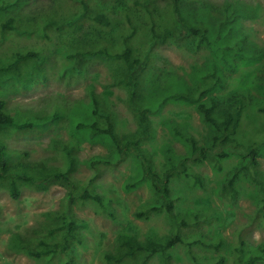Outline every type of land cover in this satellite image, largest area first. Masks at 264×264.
<instances>
[{"label":"rangeland","instance_id":"obj_1","mask_svg":"<svg viewBox=\"0 0 264 264\" xmlns=\"http://www.w3.org/2000/svg\"><path fill=\"white\" fill-rule=\"evenodd\" d=\"M31 1L46 14L49 8L59 14H68L73 6L81 7L77 0L75 5L70 0ZM157 2L155 18L162 22L160 30L177 31L179 39L174 37L166 44L151 48L146 36L150 21L145 19L142 26L146 30L135 42L144 55L152 49L150 72L156 76V94L150 102L151 136L144 142L143 150L152 160L159 177L157 182L161 180L163 185L167 178L171 180V199L165 205L174 208L172 220L165 212L147 221L137 219L135 213L140 209L163 202L156 200L140 162L132 156L120 161L111 140L105 136L91 137L77 128L79 123L94 121L104 125V120L97 116L100 111L112 116L120 137L136 132L137 109L129 93L115 85L120 65L91 61L86 64L84 74L72 77L65 72L70 64L62 56L68 50L64 47L72 36L70 28H47L51 40L16 34L3 39L0 30V60L30 49L43 50L49 58L45 68L47 79L43 83L29 92H21L16 86L0 91V99L8 101L15 118L22 122H42L44 126L24 132L8 130L1 134L0 142L19 154L16 161L24 160L30 165L29 173L37 175L38 168L40 179L49 171L64 175L68 163L63 148H69L76 159L71 176L78 186L77 191L85 188L103 199V206L92 201H78L72 207L73 218L81 223L77 234L80 240L70 250L76 264H105L104 254L116 249L117 239L123 233H132L139 242H144L148 236L162 239L175 232L188 243L223 241L224 247L219 254L201 249H195V253L206 260L224 256L227 264H238L236 250L242 242L251 250L264 247V114L259 112V108H264V0H188L182 12L184 24H204L209 28L210 42L201 44L197 39L184 37L182 23L173 26V21L178 22V19L168 12L166 0ZM36 8L33 9L36 11ZM225 8L236 12L227 17ZM226 20L234 27V32L224 41L218 39L215 22ZM238 38L244 41L235 48ZM214 70L222 77L223 87L215 90L213 96L227 99L238 93L245 95L249 105L237 144L219 150V156L225 154L226 157L217 160V164L199 165L193 160L191 147L175 129L204 145L209 134L208 125L194 105L161 101L169 94L201 87ZM56 114L60 115L59 119L52 120ZM251 145L260 147L258 165L250 171L242 170L236 183L239 194L234 199L222 188L242 165L248 164L244 161L248 153L243 147ZM102 160L109 164L105 166ZM194 176L200 182H195ZM252 177L259 184L254 183ZM20 192L15 199L0 186V264H65L68 260L65 255L51 260H33L18 251L15 242L20 236H29L42 224H58L55 217L58 211H63L67 189L55 183L44 190L23 186ZM181 222H186L187 227H181ZM171 254L174 264H194L182 245L172 249ZM149 264L161 263L157 257H151Z\"/></svg>","mask_w":264,"mask_h":264},{"label":"trees","instance_id":"obj_2","mask_svg":"<svg viewBox=\"0 0 264 264\" xmlns=\"http://www.w3.org/2000/svg\"><path fill=\"white\" fill-rule=\"evenodd\" d=\"M70 1L73 5L78 3L75 0ZM77 1L80 2L81 7L77 9L73 6L67 11L68 14H59L50 8L46 14L39 8L40 6L36 8L35 2L32 4L31 0H0L2 38L5 39L7 35L16 34L20 36L35 35L41 39L51 40L47 28L51 26L58 29L67 27L71 29L72 36L64 47L68 50L62 55L70 64L65 71L66 74L72 77L84 74L87 68L86 64L91 61L103 60L120 65L116 73L115 85L123 87L129 93L131 101L137 109L135 112L136 132L120 137L116 132V124L112 120V116L100 111L97 112V116L104 120V125L99 121H94L79 123L77 128L88 132L91 137L105 136L111 140L116 153L121 158L120 161L132 156L140 162L156 200L162 199L163 202L140 209L135 213L137 219L147 221L153 215L165 212L172 220L175 217L174 208L165 205L166 201L171 199V180L167 178L163 185H161V180L157 182L159 177L154 171L152 160L143 150L144 142L151 136L152 110L150 102L155 99L154 94H156L154 86L156 76L150 72L152 49L144 55L143 50L138 47L135 41L141 37L142 31L146 30L142 26V24L145 25L146 20L150 21L146 36L149 38L151 48L166 44L174 37L178 38V33L168 28L164 32L160 30L159 23L162 24V22L155 18L157 0ZM166 3L168 12L177 16L178 19V22L173 21V26L175 27L178 23L183 24L182 30L186 33L185 38L197 39L200 44L210 42L209 28L206 25L184 24L182 12L188 0H166ZM34 7L37 9L36 11L33 9ZM190 7L191 4L187 10ZM224 11L227 17L232 12H236L235 10L228 11V8H225ZM161 14L160 16H163ZM229 23V20L215 22L218 27V39L223 38L224 41H227L232 36L234 27L229 26ZM40 25L44 26L42 30L39 29ZM85 28L86 31L83 32ZM225 29L229 31L223 32ZM78 33L80 35H77ZM242 41L244 40L238 38L234 42V47L239 48ZM58 51L62 52L60 49ZM48 61L49 58L43 54V50L37 49H30L26 52L17 51L10 58L4 61L0 60V91L4 87L13 86H16L21 92L31 91L47 79L45 68ZM75 72L78 74L75 75ZM206 79H210V81L205 80V83L195 90L175 92L167 95L161 101V103H166L173 100L194 105L208 125L209 134L204 145H200L195 137L175 129V133L191 147L193 160L199 165L206 162L217 164V160L226 157L225 154L219 156L218 151L237 144L244 113L249 105L245 95L239 96L238 93H234L227 99L213 96L215 90L223 87L222 77L217 73V70L209 74ZM259 112L264 114V108H259ZM12 113L8 101L0 99V136L8 130L24 132L44 126L42 122H22ZM59 117L60 115L56 114L52 120H57ZM243 148L248 153L244 158L248 164L242 165L241 169L234 173L222 188L224 192H230L234 199L239 194L236 183L242 170L255 169L260 156V147L251 145ZM63 152L68 163L64 175L49 171L44 173L45 178L40 179L37 177L40 175L38 168H36L37 175L29 173L32 169L30 165L24 160L16 161L19 154L14 153L5 143L0 142V186L7 189L15 199L19 198L23 186L44 190L49 185L57 183L67 189L68 194L62 207L63 211H58L59 214L55 217L58 224L40 225L37 229H33L29 236L18 237L15 246L18 251L33 260H51L65 255L68 258L65 264H76L74 257L70 256V250L80 240L77 234L81 223L73 218L72 207L78 201H92L103 206V199L98 195L91 194L85 188L77 191L78 186L71 176L75 170V155L69 148H63ZM101 163L105 166L109 164L103 160ZM194 179L195 182H200V179L195 176ZM252 179L254 183L259 184L254 177ZM108 213L113 216L111 212L108 211ZM1 220L2 209H0V235L2 232ZM187 225L186 222H181L180 226L184 228ZM117 242L118 245L113 252L104 254L105 264H149L151 257H157L161 264H174L171 250L177 245H182L187 249L194 264H227L224 256L220 255L213 260H206L195 253V249H201L204 252L211 251L219 254L224 247L223 241L215 243L195 240L188 243L181 234L175 232L172 236L162 239L148 236L144 242H139L132 233H123L119 235ZM236 251H238V264H264V247L262 246L251 250L247 248L245 242H242Z\"/></svg>","mask_w":264,"mask_h":264}]
</instances>
